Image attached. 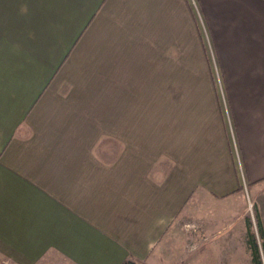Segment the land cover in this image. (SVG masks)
<instances>
[{
  "label": "crops",
  "instance_id": "crops-1",
  "mask_svg": "<svg viewBox=\"0 0 264 264\" xmlns=\"http://www.w3.org/2000/svg\"><path fill=\"white\" fill-rule=\"evenodd\" d=\"M261 183L264 0H0V261L175 264Z\"/></svg>",
  "mask_w": 264,
  "mask_h": 264
},
{
  "label": "rangeland",
  "instance_id": "rangeland-1",
  "mask_svg": "<svg viewBox=\"0 0 264 264\" xmlns=\"http://www.w3.org/2000/svg\"><path fill=\"white\" fill-rule=\"evenodd\" d=\"M207 58L215 69V76L218 75L210 46L207 48ZM217 82L216 92L222 98V87ZM211 209L216 214L213 221H207L206 224L196 223L193 229L184 227L183 222V256L175 264H252V253L247 244L248 221L252 223L251 233L256 237L264 264L263 241L257 225L258 216L264 231V183L256 186L245 185L234 199ZM0 264L5 263L0 261Z\"/></svg>",
  "mask_w": 264,
  "mask_h": 264
},
{
  "label": "trees",
  "instance_id": "trees-1",
  "mask_svg": "<svg viewBox=\"0 0 264 264\" xmlns=\"http://www.w3.org/2000/svg\"><path fill=\"white\" fill-rule=\"evenodd\" d=\"M257 225H258V230H259L261 240L263 241L262 250L264 252V231H263V227H262V224H261L258 216H257ZM251 226H252V223L250 221H248L247 222V230H248L247 244H248V247L250 248L251 253H252V264H263V262H262L263 259L261 256V250L259 248V245L257 243L255 235L251 233ZM124 264H136V263H134L132 261H127Z\"/></svg>",
  "mask_w": 264,
  "mask_h": 264
},
{
  "label": "built area",
  "instance_id": "built-area-1",
  "mask_svg": "<svg viewBox=\"0 0 264 264\" xmlns=\"http://www.w3.org/2000/svg\"><path fill=\"white\" fill-rule=\"evenodd\" d=\"M188 227H190V226H188Z\"/></svg>",
  "mask_w": 264,
  "mask_h": 264
}]
</instances>
